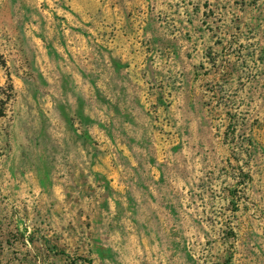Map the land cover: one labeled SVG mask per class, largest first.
<instances>
[{
	"label": "rangeland",
	"instance_id": "374dc122",
	"mask_svg": "<svg viewBox=\"0 0 264 264\" xmlns=\"http://www.w3.org/2000/svg\"><path fill=\"white\" fill-rule=\"evenodd\" d=\"M0 232V264H264V0H0Z\"/></svg>",
	"mask_w": 264,
	"mask_h": 264
},
{
	"label": "trees",
	"instance_id": "16d2710c",
	"mask_svg": "<svg viewBox=\"0 0 264 264\" xmlns=\"http://www.w3.org/2000/svg\"><path fill=\"white\" fill-rule=\"evenodd\" d=\"M157 52V51H156ZM213 67H214V70L216 71V72H218V70H219V68L220 67H217L215 64H213ZM226 69V71L228 70V68H225ZM227 76H229V75H231V73H228L227 72V74H226ZM154 81V90H159V91H162L163 90V88H164V86H165V84H166V82L164 81V80H160V81H158L157 79H154L153 80ZM211 93H212V98H211V102H212V104L213 103H215V101L217 100V104H219V103H221V102H224V100L225 101H227L228 99L230 100V96H228L227 94L229 93V91L227 90V89H225L224 88V90H223V92H222V94H220V92L218 91H214V90H212L211 91ZM221 96V97H220ZM168 97V96H167ZM167 97H165L164 98V96H162V94L160 95V94H158V95H156V102H155V104H154V106L155 107H157V106H162V105H164V104H167L168 105V102H167V100H166V98ZM168 99V98H167ZM234 105V104H233ZM239 106H241V105H238V106H236V108H233L234 109V111H232L231 113H232V115H233V117L235 118V117H238L240 114L238 113L240 110H241V108H240V110H239V108H237V107H239ZM231 127H232V129L234 128L233 126H232V124L230 125ZM254 147L255 146V144H254V142H251V144H250V147ZM1 237H4V238H6V234L4 233V232H0V241H1ZM1 247H3V244H2V242H0V250L2 249ZM3 254V252H1L0 251V256ZM220 264H231V259L230 258H228L227 260H225L224 262H222V263H220Z\"/></svg>",
	"mask_w": 264,
	"mask_h": 264
}]
</instances>
